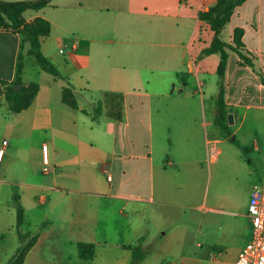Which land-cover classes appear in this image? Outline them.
Segmentation results:
<instances>
[{
	"label": "crops",
	"instance_id": "1",
	"mask_svg": "<svg viewBox=\"0 0 264 264\" xmlns=\"http://www.w3.org/2000/svg\"><path fill=\"white\" fill-rule=\"evenodd\" d=\"M216 2L51 0L27 10V21L51 22L42 51L61 77L26 61L23 82L39 91L19 113L5 93L20 35L0 27V264L21 245L16 197L20 229L36 238L23 264H133L128 246L139 244L137 264H237L252 189L226 187L219 165L249 152L264 183V0H244L224 29L254 62L230 52L228 132L215 122L220 53L202 54L214 31L199 12ZM66 87L78 108L63 101ZM80 243L95 245L93 258L80 257Z\"/></svg>",
	"mask_w": 264,
	"mask_h": 264
},
{
	"label": "trees",
	"instance_id": "2",
	"mask_svg": "<svg viewBox=\"0 0 264 264\" xmlns=\"http://www.w3.org/2000/svg\"><path fill=\"white\" fill-rule=\"evenodd\" d=\"M51 0H0V27L11 29L20 35V50L17 58L16 75L13 83L7 88L5 93L6 102L10 112L19 113L31 105L35 99L39 84L31 82L25 85L23 82V70L25 67V58H34L43 70L61 77L56 67L49 61L42 51V39L51 33V22L42 16L35 17L32 21H27L24 13L27 10H40L47 6ZM244 0H217L208 10L199 12L201 20L210 24L214 31L211 44L204 48L203 55L220 53V62L217 72L221 78L220 91L216 98V124L228 132L226 123V85L224 77L227 71L230 52H236L242 64L254 67L251 57L244 53V46L237 35L234 44L228 43L224 39V29L229 23L232 13L236 6ZM263 83L264 75L259 73ZM21 87L16 90L15 85ZM63 101L72 108H78L77 98L71 87H66L63 93ZM246 150V149H245ZM17 209V229L21 245L18 247L15 255L9 260L8 264H23L27 253L36 242L35 237L22 233L20 227L24 219V209L19 201V197L14 200ZM133 251V264L141 261L146 252L139 245L128 246ZM79 255L83 259H91L95 255V245L93 243H80Z\"/></svg>",
	"mask_w": 264,
	"mask_h": 264
},
{
	"label": "built area",
	"instance_id": "3",
	"mask_svg": "<svg viewBox=\"0 0 264 264\" xmlns=\"http://www.w3.org/2000/svg\"><path fill=\"white\" fill-rule=\"evenodd\" d=\"M44 149L46 150L47 146H44ZM47 170L48 167H45L44 171ZM109 178L111 179V176ZM248 214L251 220V238L241 249L237 264H264V184L253 186Z\"/></svg>",
	"mask_w": 264,
	"mask_h": 264
},
{
	"label": "rangeland",
	"instance_id": "4",
	"mask_svg": "<svg viewBox=\"0 0 264 264\" xmlns=\"http://www.w3.org/2000/svg\"><path fill=\"white\" fill-rule=\"evenodd\" d=\"M215 57H218V55L216 54ZM29 59H30L29 57H26L25 62L26 61L29 62L30 61ZM34 66L39 67L36 63L34 64ZM33 78L37 79V78H39V76L35 73V74H33ZM170 113H171V119L176 120V113H174V112H170ZM162 132H163V130L159 131L160 141L163 138ZM202 145H203V140L201 139V146ZM213 153L214 152H212V154ZM240 154H241L240 156H238V154H235V153L232 155L227 154V157L219 165V167L221 168L220 176L221 177L223 176V180L225 182L226 187H229L234 183L236 185L235 187H237L236 192L238 194L248 192L250 189L253 188V186L255 184H264L263 182L258 180L256 174H253L251 172V168H248V162L246 160L248 159V156H249L248 154H250V153L243 151ZM252 156L254 157L253 162H255L256 167H257L258 161H260L259 155L253 154ZM212 159H213V157H212ZM244 159H245V161H244ZM215 173H216V170L214 168L213 169V179H212L211 184H213V182L215 180V178H214ZM211 188H212V186H211Z\"/></svg>",
	"mask_w": 264,
	"mask_h": 264
},
{
	"label": "water",
	"instance_id": "5",
	"mask_svg": "<svg viewBox=\"0 0 264 264\" xmlns=\"http://www.w3.org/2000/svg\"><path fill=\"white\" fill-rule=\"evenodd\" d=\"M20 87H21V85H19V84H16V85H15V89H16V90H18ZM231 117H232L231 114H228V119H229V121L231 120Z\"/></svg>",
	"mask_w": 264,
	"mask_h": 264
}]
</instances>
